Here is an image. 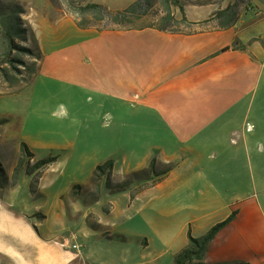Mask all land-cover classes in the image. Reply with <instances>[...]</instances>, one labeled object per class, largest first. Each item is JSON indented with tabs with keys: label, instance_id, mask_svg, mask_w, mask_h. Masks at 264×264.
<instances>
[{
	"label": "crops",
	"instance_id": "obj_1",
	"mask_svg": "<svg viewBox=\"0 0 264 264\" xmlns=\"http://www.w3.org/2000/svg\"><path fill=\"white\" fill-rule=\"evenodd\" d=\"M259 1L250 0L258 13L240 12L229 27L216 19L203 22L227 0L222 6L215 0L189 2L184 13L194 24L170 32L81 28L73 15L52 17L50 2L36 0L30 22L43 55L38 75L106 93L126 108L125 122H117L129 131L113 135L119 142L113 170H142L153 158L155 165L172 167L132 197L128 190L110 193L111 211H94L105 228L86 227L79 253L49 243L56 234L32 223V216L0 207V264H173L188 234L199 237L232 212L204 261L264 264V16L259 15L264 5ZM138 124L149 125L147 136L135 134ZM59 238L65 241V233Z\"/></svg>",
	"mask_w": 264,
	"mask_h": 264
},
{
	"label": "rangeland",
	"instance_id": "obj_2",
	"mask_svg": "<svg viewBox=\"0 0 264 264\" xmlns=\"http://www.w3.org/2000/svg\"><path fill=\"white\" fill-rule=\"evenodd\" d=\"M48 1L53 8L52 17L55 14H65V8L60 0ZM74 1L81 5L91 1L97 2L116 10L126 7L134 0ZM203 1L209 0H185L186 4ZM215 1L218 6H222L221 3L225 4L226 0ZM14 2H19L23 7L24 13L21 18L32 27L36 36L30 22V16H34L37 9L36 0H0V61L5 58L8 49L1 18ZM241 2L239 14L244 11L255 14L260 10L257 9L258 5H253L250 0ZM260 3L264 5V0L258 2L259 5ZM192 8L189 7L191 13L195 10ZM207 9L209 8L200 10L205 12ZM174 10L180 17L179 10L177 8ZM259 15L264 16V13ZM83 18L85 22L92 23L87 28L99 31L140 29L153 22L151 16H146L129 25L117 26L109 22L94 21L89 15ZM36 39L38 41L37 36ZM22 57L27 63V69L19 66L21 75L18 76L17 83L9 86L0 80V119H5L0 126V165L7 177L6 187L0 189V207L23 216H32L30 218L32 223L41 224L56 234L48 239L49 243L60 246L55 242H64L66 246L60 247L73 251L67 246L73 242L82 246L80 234L88 226H98L95 213L104 214L111 211L112 204L108 198L112 193L128 190L132 197L143 187L158 181L164 174L161 172L170 164H157L154 170L158 175L138 170L136 177L130 174L138 171L121 173L120 167L114 168L111 174L112 183L127 182L126 185L122 189H113L115 192H112L107 189L105 177H102L97 191L91 182L93 170L105 157L111 159L116 157L119 142L113 139V135L116 132L120 136H125L129 131L128 125L117 122L119 120L120 123L121 119L125 122L126 108H122L117 100L106 93L101 94L93 89L82 88L64 79L51 77L47 73L38 75L43 55L39 61L37 75L29 81L28 67L33 59L27 55ZM148 126L135 125V134L142 133L147 136ZM21 141L28 145L34 155L33 158L22 153ZM43 158L55 160L40 171H34L32 175L25 173L35 160ZM15 173H18V178ZM37 175L40 177L34 184V193L30 186ZM129 179L132 182H129ZM75 184H81L82 187H73ZM99 226L105 228V225ZM62 233H65V241L59 238V234Z\"/></svg>",
	"mask_w": 264,
	"mask_h": 264
},
{
	"label": "trees",
	"instance_id": "obj_3",
	"mask_svg": "<svg viewBox=\"0 0 264 264\" xmlns=\"http://www.w3.org/2000/svg\"><path fill=\"white\" fill-rule=\"evenodd\" d=\"M241 1L243 0H235L227 4L226 7L217 10L211 18L203 20V22L209 19H216L220 27H229L233 25L238 18ZM60 2L65 8L64 13L75 16L76 23L81 28H87L92 25V23L84 21L83 17L86 15L91 16L94 21L109 22L117 26L129 25L142 17L151 16L153 22L146 27H154L161 31L170 32H185L186 28H190V26L194 24L184 13L185 0H134L126 7L116 10H112L104 4L92 1L83 5L77 4L74 0H60ZM174 8L179 10L180 17L176 16ZM23 13L24 9L21 4L19 2H14V4L8 8V12L1 18L4 36L8 42V49L5 58L0 61V80L9 86H13L17 83L18 76L21 75L19 66H22L24 70L27 69V63L22 55H27L33 59L30 63V67H28L30 70L29 81L37 75L39 61L42 58V52L32 27L21 18ZM236 43H238V40H236ZM4 122L5 119H0V126ZM20 149L22 153L33 158V153L29 150L28 145L24 141H21ZM54 160L55 158L35 160L30 168L25 170V173L32 175L34 171H40ZM113 164V159L107 158L102 163L95 166L91 182L94 184L97 191L99 189V181L102 177H105V186L107 189L112 190V192H115L113 189H122L126 185L127 182H124L125 184L112 183L111 174ZM155 164L156 159L153 158L148 167L140 170V172L146 171L148 174H155ZM171 167L172 165L170 164L169 167L161 173H166ZM138 173L139 171L133 172L130 176L136 177ZM15 175L16 178H18V173H15ZM39 177L40 175H37L30 186L34 193V184L38 182L37 178ZM6 181L7 177L0 165V189L6 187ZM128 181L132 182L131 179ZM73 187L81 188L82 185L75 184ZM234 215L235 212H232L226 219L216 223L205 234L199 237H193L188 234V244L174 255L173 264H240L239 262L207 263L204 261V256L210 241L214 238L216 233L234 217ZM94 227L98 228L100 226L95 225Z\"/></svg>",
	"mask_w": 264,
	"mask_h": 264
},
{
	"label": "built area",
	"instance_id": "obj_4",
	"mask_svg": "<svg viewBox=\"0 0 264 264\" xmlns=\"http://www.w3.org/2000/svg\"><path fill=\"white\" fill-rule=\"evenodd\" d=\"M55 243H57L58 245H60L62 247L66 246L64 242H59V243L55 242ZM67 247L73 249L74 251H76L78 253L81 251V246L79 244H77L76 242L69 244V246H67Z\"/></svg>",
	"mask_w": 264,
	"mask_h": 264
}]
</instances>
